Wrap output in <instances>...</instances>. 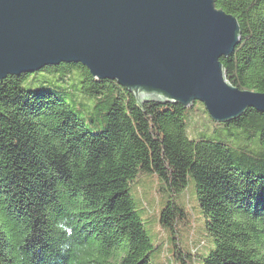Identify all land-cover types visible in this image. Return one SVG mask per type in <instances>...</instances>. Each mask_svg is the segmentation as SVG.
<instances>
[{"label": "trees", "instance_id": "16d2710c", "mask_svg": "<svg viewBox=\"0 0 264 264\" xmlns=\"http://www.w3.org/2000/svg\"><path fill=\"white\" fill-rule=\"evenodd\" d=\"M214 5L241 31L221 59L227 81L264 93V0ZM39 71L60 72L61 81L80 72L76 89L93 112L81 118L67 88L24 89L32 73L0 80V264H151L154 246L128 191L146 172L163 182L159 223L172 234L187 214L176 197L193 179L213 241L202 264H264V113L213 121L218 140L190 137L186 118L207 113L200 102L143 101L81 65Z\"/></svg>", "mask_w": 264, "mask_h": 264}, {"label": "water", "instance_id": "95a60500", "mask_svg": "<svg viewBox=\"0 0 264 264\" xmlns=\"http://www.w3.org/2000/svg\"><path fill=\"white\" fill-rule=\"evenodd\" d=\"M240 40L214 0H0V80L81 65L143 101L200 102L216 123L264 113L263 92L225 76Z\"/></svg>", "mask_w": 264, "mask_h": 264}, {"label": "rangeland", "instance_id": "374dc122", "mask_svg": "<svg viewBox=\"0 0 264 264\" xmlns=\"http://www.w3.org/2000/svg\"><path fill=\"white\" fill-rule=\"evenodd\" d=\"M60 72L38 71L27 75L22 82V87L27 90L39 91L44 88L60 89L67 88L73 92V98L69 103L81 118L91 115L93 101L83 97L76 89L81 81L80 72H73L64 81H61ZM204 106V105H203ZM186 131L190 137L205 134L207 137L218 140L219 125L214 123L208 113L196 112L186 118ZM223 136L227 131L222 132ZM163 182L151 172L141 173L129 183V194L132 197L136 211L144 224L147 235L154 246L149 258L151 264H182V258L176 256L173 247L175 241L172 236L176 235L177 242L183 252L188 253L185 257L186 264H202V258L213 246L212 238L204 229V217L199 208L194 190V181L188 178L185 189L176 197L177 202L187 212L186 217L179 221L176 233L159 223V213L168 194L162 190ZM184 259V257H183Z\"/></svg>", "mask_w": 264, "mask_h": 264}]
</instances>
